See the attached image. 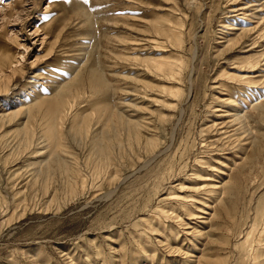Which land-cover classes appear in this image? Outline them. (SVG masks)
<instances>
[{
    "label": "rangeland",
    "instance_id": "374dc122",
    "mask_svg": "<svg viewBox=\"0 0 264 264\" xmlns=\"http://www.w3.org/2000/svg\"><path fill=\"white\" fill-rule=\"evenodd\" d=\"M263 216L264 0H0V264H264Z\"/></svg>",
    "mask_w": 264,
    "mask_h": 264
},
{
    "label": "bare ground",
    "instance_id": "6f19581e",
    "mask_svg": "<svg viewBox=\"0 0 264 264\" xmlns=\"http://www.w3.org/2000/svg\"><path fill=\"white\" fill-rule=\"evenodd\" d=\"M236 30V29H235ZM253 67V66H252ZM258 212H259V210H258ZM260 213V212H259ZM257 216V215H256ZM263 224H264V216H263ZM154 231V230H153ZM262 233H263V235H264V228L262 229ZM248 237V236H247ZM264 237V236H263ZM247 242H249L248 241V238L246 239V241H245V243L247 244ZM262 242H264V238H263V240H262ZM259 261H260V259H259ZM252 264V263H251ZM253 264H259V262H258V260H257V258L254 256V258H253ZM261 264V263H260Z\"/></svg>",
    "mask_w": 264,
    "mask_h": 264
}]
</instances>
